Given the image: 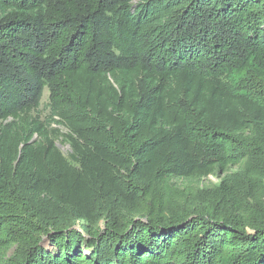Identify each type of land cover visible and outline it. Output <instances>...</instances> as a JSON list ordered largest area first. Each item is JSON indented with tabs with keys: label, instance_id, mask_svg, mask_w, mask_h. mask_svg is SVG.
<instances>
[{
	"label": "trees",
	"instance_id": "obj_1",
	"mask_svg": "<svg viewBox=\"0 0 264 264\" xmlns=\"http://www.w3.org/2000/svg\"><path fill=\"white\" fill-rule=\"evenodd\" d=\"M0 264H264V0H0Z\"/></svg>",
	"mask_w": 264,
	"mask_h": 264
},
{
	"label": "rangeland",
	"instance_id": "obj_2",
	"mask_svg": "<svg viewBox=\"0 0 264 264\" xmlns=\"http://www.w3.org/2000/svg\"><path fill=\"white\" fill-rule=\"evenodd\" d=\"M47 103H48V91L47 89H44L42 93V98L40 101V106L37 109V111L34 112V115H38L42 121H45L49 116V110L47 108ZM55 128L60 130V132H62L63 134L66 133V131L61 127H55ZM58 148L60 149L62 154H64L66 157L68 156L69 148L67 147V145L58 143ZM217 182L218 181L216 178H213V177L208 178V183L216 184ZM204 184H207V182L205 181Z\"/></svg>",
	"mask_w": 264,
	"mask_h": 264
}]
</instances>
